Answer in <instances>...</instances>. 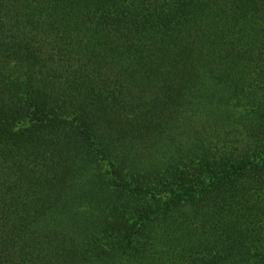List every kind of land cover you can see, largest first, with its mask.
<instances>
[{
    "label": "trees",
    "instance_id": "16d2710c",
    "mask_svg": "<svg viewBox=\"0 0 264 264\" xmlns=\"http://www.w3.org/2000/svg\"><path fill=\"white\" fill-rule=\"evenodd\" d=\"M0 264H264V0H0Z\"/></svg>",
    "mask_w": 264,
    "mask_h": 264
}]
</instances>
